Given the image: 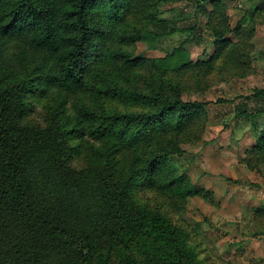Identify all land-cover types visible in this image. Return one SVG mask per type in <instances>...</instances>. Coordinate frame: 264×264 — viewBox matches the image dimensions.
<instances>
[{"label":"trees","instance_id":"16d2710c","mask_svg":"<svg viewBox=\"0 0 264 264\" xmlns=\"http://www.w3.org/2000/svg\"><path fill=\"white\" fill-rule=\"evenodd\" d=\"M163 1L0 0V264H217L181 217L197 191L171 157L208 121L182 93L241 65L248 40L214 27L207 61L181 46L132 59L178 30ZM34 104L39 125L25 122ZM235 110L264 116V89Z\"/></svg>","mask_w":264,"mask_h":264},{"label":"rangeland","instance_id":"374dc122","mask_svg":"<svg viewBox=\"0 0 264 264\" xmlns=\"http://www.w3.org/2000/svg\"><path fill=\"white\" fill-rule=\"evenodd\" d=\"M198 1L204 5L203 13ZM198 1L164 0L159 18L173 20L178 30L159 38L155 48L138 42L132 59L161 58L181 46L192 63L207 61L215 50L214 27L226 28L224 39L232 43L248 40L241 65L221 75L213 72L214 82L203 91L182 93L185 101L203 104L208 121L200 141L181 143V153L171 160L197 191L187 199L181 217L194 227L211 260L264 264V161L249 153L258 136L255 128H264V116L236 117L235 110L241 97L264 89V0ZM194 22V35L199 37H191L188 29ZM239 23L246 31L252 28V33L236 34ZM248 107L251 110L253 104ZM32 109L25 122L41 124L42 105L34 104Z\"/></svg>","mask_w":264,"mask_h":264}]
</instances>
